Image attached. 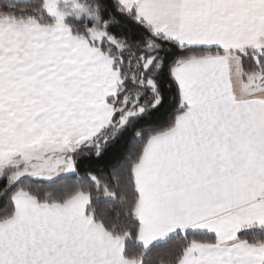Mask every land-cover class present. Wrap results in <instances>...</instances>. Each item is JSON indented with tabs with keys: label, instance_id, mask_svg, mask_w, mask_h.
<instances>
[{
	"label": "snow or ice",
	"instance_id": "1",
	"mask_svg": "<svg viewBox=\"0 0 264 264\" xmlns=\"http://www.w3.org/2000/svg\"><path fill=\"white\" fill-rule=\"evenodd\" d=\"M0 264H264V0H0Z\"/></svg>",
	"mask_w": 264,
	"mask_h": 264
}]
</instances>
